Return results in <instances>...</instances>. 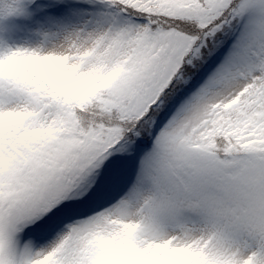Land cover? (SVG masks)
<instances>
[{
	"label": "snow or ice",
	"instance_id": "obj_1",
	"mask_svg": "<svg viewBox=\"0 0 264 264\" xmlns=\"http://www.w3.org/2000/svg\"><path fill=\"white\" fill-rule=\"evenodd\" d=\"M0 264H264V0H0Z\"/></svg>",
	"mask_w": 264,
	"mask_h": 264
}]
</instances>
